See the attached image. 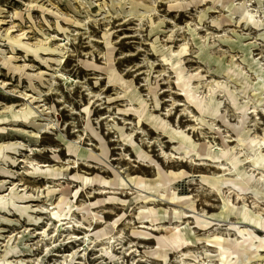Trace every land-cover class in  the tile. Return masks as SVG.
<instances>
[{
    "label": "bare ground",
    "instance_id": "obj_1",
    "mask_svg": "<svg viewBox=\"0 0 264 264\" xmlns=\"http://www.w3.org/2000/svg\"><path fill=\"white\" fill-rule=\"evenodd\" d=\"M203 1L205 0H200V2ZM210 1L215 8L219 9L221 14L220 19L212 18L211 23L222 33L207 38L199 36L197 34V30L200 28L198 23L194 27L189 23L187 24V31L190 32V45H192V48H190L189 43L184 42L179 46L178 51L170 50L171 58H177L175 62L164 58L161 60L162 65H165L167 69L174 73L175 86L179 91L177 96L183 98V101H177L170 97L167 101L171 102V108L166 109L164 116L168 118L176 106H183V113L193 122L188 128L181 129L177 121L175 127H173L167 119L153 114L152 109L160 106L159 83L150 86L147 84L148 78H145L147 93L142 94L132 79H124L113 67L110 68L107 76L109 86L117 85L119 94L124 100L123 107L118 108L114 115H116V118L120 117L122 123L130 125V127L129 132L126 133L124 127H120L112 115H108V121H111V124L107 126L111 131L117 132L118 142L123 143L120 145L121 149H124V145L131 148L137 162H147V167H152L155 170L156 178L149 181L134 176L128 177L126 180L121 177L119 171L114 170L111 165L103 160L108 159L109 148L100 133L91 124L90 114L92 110L89 103L88 106L83 108L86 116V129L98 142V149L103 159L91 147H87L94 145L91 141L87 140L88 142L85 143V139L80 135L77 136V140L68 141L64 135H61L67 153L74 159H68L65 163H62L63 165L30 161L28 162V168L31 170L27 172L26 176L32 178L39 176L41 179H50L54 182V180L64 179L65 172L69 168H78L79 164L84 161L86 163L92 162L100 165L101 168L104 167L107 171L109 170L113 174V178L105 180L99 175L86 178L77 173L69 179L73 182L79 181L83 186H86V184L98 185L97 189H93L92 194L105 195L110 193L112 195L108 198L98 199L94 203H82L74 206L69 201L73 190L69 189L68 186L63 185L60 188H55L47 185L46 196L58 195L57 204L50 211L43 206H40V209H33L32 202L39 201L42 195H39L38 189L30 194L26 191V188H20L17 184L9 185L14 173L8 167L9 165L16 166V159H12L6 153L18 154L27 148L33 153L38 149H31L18 141L1 143L0 163L3 166L0 167V173L1 177L5 179H0V227L6 223H12L5 215L18 216V219L15 220L16 224H20V221L25 220V225L38 226L43 223V219L30 213L37 211L41 214L46 213L49 215L50 222L45 223L46 228L36 231L35 234L41 239L52 240L59 231H64L68 233V239H70L64 243V246L69 245V252H55L58 244H53L51 247L45 246L46 256L56 257L51 264H88L87 256L90 251L99 252V255L96 256L100 259L99 264H115L117 261L123 264L125 259L120 254L115 253L114 249L128 250L124 247L122 239L124 229L120 228L125 214L123 213L111 222H105V226L100 229H94L91 224L92 222L95 223L97 218L95 213L92 212V207L102 206L106 202L125 204L124 200L116 196L121 192L118 193L115 190L128 187L131 191L130 195H133L132 203L141 204L136 216L141 221L139 222L140 226H135L134 221L126 222V227L129 228L130 235L134 239L154 243L153 246L141 245L140 247L148 249L144 252L152 255L156 262L170 264V255L172 254H175L176 264H255L264 261V234H258L259 231L264 233V208L261 205V203L264 205V190L258 188L264 186V127L262 134L255 133L254 127L259 124L258 119L251 120V115L256 117L259 112L264 115V60L261 61L252 55V48H258L257 43H244L242 35L236 34L234 30H229L228 27H223L224 25L230 26L229 22L232 23V20L226 18L225 13L234 12L238 15V22L243 21L246 26L249 25L257 31H261L259 37L264 39V10L260 0H256L257 6L252 5L247 0L241 2H236V0ZM121 2L126 4V15L138 21V29L142 28L143 23L146 22L152 31L161 30L160 23H163L164 18H159L158 22H155L153 18L156 13V0H117V9ZM175 2L177 4L176 8L188 10L192 3L194 4L197 1L175 0ZM97 5L99 10H105L102 13L104 14L103 19H106V16L110 14L108 2L103 0ZM117 14L120 15L121 13ZM90 17L86 15V18L82 20H75L72 17L70 23L82 27ZM78 21L80 23H77ZM58 30L61 29L58 28ZM62 33L65 36L63 40H68L66 32L63 30ZM168 38L172 39V34ZM47 39V37L40 39L33 48L25 46L19 38L17 42L19 47L30 51L36 60L46 66L49 67L48 61H53L57 66H60L64 62L62 59L64 57L63 51L67 50L66 44L68 41L52 50L50 45L46 43ZM221 42L227 43L229 48H235L241 53L239 56L241 57L240 61L248 70H245L241 63L236 61L229 50L218 52L222 46L220 45ZM106 44L108 45L109 42L106 41ZM194 49L196 58L205 65L206 72L213 74L216 78L207 81L206 76L202 74L200 69L195 72L187 69L181 55H189L191 50ZM227 53H230L229 61L225 59ZM42 55H47V57ZM1 58L3 65L7 68L11 67L20 76H24L29 80L36 77L41 79L40 77H42L43 73L39 75L27 73V66L12 65V59L15 57L5 58L2 55ZM55 77H60L65 84L72 85L77 82L63 73L51 74V80ZM204 86L206 87L205 91L202 90ZM87 91L88 95H92L89 89ZM94 96L98 97L100 94ZM35 100L36 98H32L30 103L35 102ZM230 107L238 114L236 124H231L228 119L227 109ZM71 109L73 110V108ZM6 114L0 118V122L4 121L8 125L14 126V123L17 122L30 124L33 121L35 112L30 105H23L22 108L16 111L13 108L6 110ZM106 117L102 116L100 120ZM216 122L230 128L233 136L225 135ZM146 123L155 128L156 131H160L164 137L168 138V141L174 144L169 153L163 150V146L158 139L150 141L146 137L147 134L142 128V125ZM205 126L215 131L220 144L210 143L208 140L200 143L192 138L190 133L199 131L202 134ZM41 128L43 127L38 129ZM25 132L32 134L36 139L40 138L38 133ZM139 134H141V143L135 140V136ZM232 142H234L233 146L230 145ZM153 143L158 144L161 157L165 159L172 158L182 163H191L197 167L209 166L205 164V161L213 163L212 167L219 172L201 175L200 180L208 186L209 192L217 193L220 198L218 213L215 217H208L205 211H202L201 214L198 213L194 206V199L191 196H180L176 193L173 184L184 173L165 171L161 164L154 160L148 151L142 147V144L151 147ZM56 151L58 149H54V152ZM52 157L59 160L55 153ZM127 159L130 160L129 157ZM86 166L90 167L88 164ZM248 168L250 169L248 170ZM106 189L113 191L109 192ZM78 192L76 190L73 195L76 196ZM224 193H227V195ZM230 194L235 195V200L240 201V204L235 203ZM248 198L252 199L251 206L247 202ZM160 205L165 206V208ZM74 207L81 214V219L76 218L71 213V209ZM64 210H66V213H64ZM188 212L191 214H188ZM187 218H192V222H190L193 224L192 226L189 221H184ZM222 225L226 226L224 229L226 232L233 233L234 238H230L229 234L228 237H223L216 233ZM50 227L54 232L52 235L47 233ZM213 227H215L214 232L211 234L205 233ZM30 230L31 228H24L15 245L10 242V238L9 241H6L5 253L1 258L3 264H27L23 259L9 260L8 256L11 254H18L19 257L25 252L24 255L34 256V250L38 245L32 248L24 242L29 238ZM76 230H82V236L74 234L73 232ZM199 231L204 232L200 234ZM97 243L100 244V247ZM202 243H206L207 247L215 248L218 252L215 263L208 248L202 250L208 261L198 260L200 255L196 254L197 252L191 248ZM132 246L130 245L128 248ZM137 248L133 249L129 255L133 252H139ZM31 261L34 264H44L42 258H35ZM147 262L153 264L150 261Z\"/></svg>",
    "mask_w": 264,
    "mask_h": 264
},
{
    "label": "rangeland",
    "instance_id": "obj_2",
    "mask_svg": "<svg viewBox=\"0 0 264 264\" xmlns=\"http://www.w3.org/2000/svg\"><path fill=\"white\" fill-rule=\"evenodd\" d=\"M101 1L103 0H0V118L7 115L6 110L13 108L16 111L22 108L23 105H30L35 112L33 121L28 125L27 122L25 124L17 122L14 123V126H10L4 121L0 122V128H2L0 130V144L18 141L31 149H38V151H33V153L29 151V148L20 151L18 154L6 153L12 159H16V166L12 167L9 165L8 167L14 173L9 185L17 184L20 188H26V191L30 194H33L38 189L39 195H42L39 201L32 202L33 209L43 206L50 211L57 204L58 195L46 196L47 185L55 188H60L63 185L65 187L68 186L69 189L73 190V193L78 190L79 192L76 196L72 193L69 197L70 203L74 206L82 203H94L98 199L108 198L112 195L110 193L105 195L92 194L93 189H97L98 185L86 184V186H83L81 182H73L69 179L77 173L86 178H92L95 175L102 176L105 180L113 178V174L109 170L107 171L104 167L101 168L100 165L92 162L86 163L84 161L79 164L78 168H69L65 172L66 176H64V179L54 180V182L50 179H41L39 176L34 178L26 176L27 172L31 170L28 168V162L30 161L61 165L68 159H74L67 153L61 140V135H64L68 141L77 140L78 135L85 139V143L88 142L87 140L91 141L94 145L87 147H91L103 159L98 149V142L86 129V116L83 108L88 106L89 103L92 110L90 114L91 124L100 133L109 148L108 159L103 160L111 165L114 170L119 171L121 177L126 180L128 177L134 176L149 181H153L156 178L155 170L152 167H147V162H137L131 148H127L124 145V149H121L120 145L123 143L118 142L117 132L111 131L107 126L111 124V121H108V115H112L118 125L124 127L126 133L129 132L130 127V125H124L120 117L116 118V115H114L118 108L123 107L124 100L119 94L117 85L109 86L110 83L107 76L111 67L124 79H132L142 94L147 93L145 78H148L147 84L150 86H154L155 83L160 84V90L158 89L160 106L152 109L153 114L167 119L173 127H175L176 121L181 129H186L193 124L183 113V106H176L168 118L164 116L166 109L171 108V102L167 101L170 97L177 101H183V98L177 96L179 91L175 86L174 73L167 69L165 65H162L161 60L164 58L175 62L177 58H171L170 50L178 51L179 46L184 42L189 43L190 48H192V45H190V32L187 31V24L189 23L192 27L198 23L200 28L197 30V34L199 36L207 38L221 34L222 32H219L211 23L212 18L220 19L219 9L215 8L210 0L203 2L196 0L197 2L192 3L188 10L176 8L175 0H156L157 7L153 18L155 22H158L159 18H164V21L160 23V31H152L146 22L143 23L142 28L138 29V21L126 15V4L124 2L119 4L118 9L116 8L117 0H106L110 14L106 16V19H103L104 14L102 12H105V10H99L97 5ZM241 1L243 0H236V2ZM247 1L257 6L256 0ZM260 1H262L264 10V0ZM116 13L121 14L116 15ZM86 15L91 17L84 26H75L70 23V18L82 20L86 18ZM225 15H227L226 18L228 20H232V23L229 22L230 26L224 25L223 27H228L229 30H234L236 34L242 35L244 43H257L258 48H252V55L261 61L264 60V39L259 37L262 32L257 31L252 26H246L243 21L238 22V15L234 12L230 14L227 12ZM77 23H80V21ZM57 27L61 30H58ZM63 30L66 32L68 40H63L65 38L62 33ZM171 34L172 39H169L168 37ZM230 34L233 35L232 32ZM44 37L48 38L46 43L50 45L52 50L63 42L66 43L68 41L66 44L67 50L63 51L64 57L62 59L64 62L60 66H57L53 61H48V67L36 60L30 51L18 46V38L25 46L33 48ZM106 41L109 42L108 45ZM220 45L222 46L218 52L229 50L236 58V61L241 63L245 70H248L240 61L241 57L239 56L241 53L237 49L229 48L227 43L224 42H221ZM194 51L195 49L191 50L189 55H181L187 69L191 72L200 69L202 74L206 76L207 81L216 78L213 74L206 72L205 65L198 61ZM230 53L225 55L226 61H229ZM2 55L5 58L15 57L12 59V65L27 66V73L34 75L43 73L42 77H40L41 79L36 77L29 80L15 73L11 67L7 68L3 65L1 61ZM43 57H47V55ZM58 73H63L77 82L72 85L69 83L65 84L60 77H55L51 80V74ZM3 85L5 86L2 88ZM87 89L92 92V95H88ZM202 90L205 91L206 87H202ZM96 94H100V96H94ZM32 98H36V100L30 103ZM227 115L231 124L238 122V114L231 107L227 109ZM102 116L107 117L100 120ZM256 118L259 124L254 127V131L257 134H262L264 115L261 112L256 117L251 115V120ZM2 123L4 124L2 125ZM216 124L220 126L225 135L233 136L230 128L223 126L220 122H216ZM39 127L43 128L38 129ZM142 128L150 141L158 139L165 152L169 153L171 151L174 144L168 141V138L164 137L160 131H156L155 128L147 123L143 124ZM25 131L38 133L40 138L36 139L32 134ZM202 131V134L199 131L189 133L196 142L201 143L208 140L210 143L220 144V140L213 129L205 126ZM135 140L141 143V134L136 135ZM230 145L233 146L234 142L230 143ZM142 147L148 151L154 160L161 164L165 171L184 173L173 184L174 190L178 195L191 196L194 199V206L198 213L201 214L202 211H205L210 218L217 215L220 198L217 193L209 192L208 186L200 180L201 175L219 172L212 167L213 163L205 161V164L209 166L197 167L188 162L182 163L179 160L161 157L157 143H153L151 147L142 144ZM54 149H58V151L54 152ZM53 153L59 157V160H55L52 157ZM128 157L130 160L127 159ZM87 164L90 167H87ZM64 165L66 166V164ZM1 166L3 165L0 163ZM0 179H5L1 177V173ZM258 188L259 190H264V186H259ZM106 190L109 192L113 191L111 189ZM115 191L121 192V194L116 196L124 200L125 204L106 202L102 206H93L92 212L95 213L97 221L95 223L92 222V228L100 229L105 226V222H111L124 213L125 217L121 221L120 228L124 229L122 239L124 247L128 250L114 249L115 253L120 254L125 259H123V264H149L147 261L153 264H161L156 262L152 255L144 252L145 250L148 251V249L140 247L141 245L153 246L154 243L152 241L142 242L134 239L130 235L129 228L126 227V222L129 221H134L135 226H140L139 222L141 219H137L136 216L141 204L132 203L133 195H130L131 191L128 187ZM224 194L227 195V193ZM230 196L235 203L240 204V201L235 200V195L230 194ZM247 202L250 206L252 205L251 198H248ZM261 205L264 208L262 203ZM161 207L165 208V206ZM64 213H66V210H64ZM71 213L76 218L81 219V214L75 210V207L71 209ZM30 214L42 218L43 223L38 226H28L25 225L26 221L22 220L20 224H16L15 220L18 219V216L5 215L12 223H6L0 227V264H3L1 258L5 253L6 241H9L10 238V242L15 245L24 228H31L29 238L24 241L25 244L32 248L38 245L34 250V256L24 255L26 253L23 252L22 256L19 257L18 254L9 255V260L23 259L27 264H34L31 260L42 258L44 264H51L56 257L46 256L45 246L51 247L53 244H58L55 252L70 251L69 245L64 246V243L70 240L67 232L59 231L52 240L41 239L35 234L36 231L45 229V223L50 222L48 214H41L39 211ZM188 214L191 213L188 212ZM184 221H189V224L193 225L190 223L192 218L184 219ZM214 228L205 233L211 234L215 231ZM225 228L226 226L222 225L216 233L223 237H228L229 234L230 238H234L233 233L226 232ZM52 230L50 227L47 233L52 235L54 233ZM203 232L199 231L200 234ZM73 233L82 236V230H76ZM258 234L262 235L264 233L259 231ZM97 245L100 247L99 243ZM130 245L133 246L128 248ZM135 248L139 252H133L129 255ZM206 248L213 255L212 260L215 263L218 255L215 248L207 247L206 243H202L196 244L191 249L200 255L199 261H208L202 251ZM98 255L99 252L90 251L87 256L88 264H99L100 259L96 257ZM170 261V264H176L175 254L170 255ZM115 264L121 263L117 261ZM255 264H264V261H259Z\"/></svg>",
    "mask_w": 264,
    "mask_h": 264
}]
</instances>
